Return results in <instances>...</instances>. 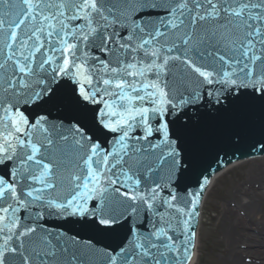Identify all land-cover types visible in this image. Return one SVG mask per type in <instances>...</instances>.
<instances>
[{
  "label": "snow or ice",
  "instance_id": "snow-or-ice-1",
  "mask_svg": "<svg viewBox=\"0 0 264 264\" xmlns=\"http://www.w3.org/2000/svg\"><path fill=\"white\" fill-rule=\"evenodd\" d=\"M255 114L264 0H0V264H191Z\"/></svg>",
  "mask_w": 264,
  "mask_h": 264
},
{
  "label": "bare ground",
  "instance_id": "bare-ground-1",
  "mask_svg": "<svg viewBox=\"0 0 264 264\" xmlns=\"http://www.w3.org/2000/svg\"><path fill=\"white\" fill-rule=\"evenodd\" d=\"M263 159L231 163L213 177L214 186L224 182L223 192L214 205L212 221L222 227L221 264H264V164ZM237 170L238 177L233 175ZM237 173V172H236ZM211 187L207 192L204 203ZM203 203V206H204ZM202 206V209H203ZM202 220H199L201 225ZM199 229V228H198ZM191 264L199 258L198 233ZM218 243V241H216Z\"/></svg>",
  "mask_w": 264,
  "mask_h": 264
},
{
  "label": "rangeland",
  "instance_id": "rangeland-1",
  "mask_svg": "<svg viewBox=\"0 0 264 264\" xmlns=\"http://www.w3.org/2000/svg\"><path fill=\"white\" fill-rule=\"evenodd\" d=\"M264 164V158L262 160ZM240 170H237L233 175H229L228 180L238 177ZM224 182H218L209 192L207 199L202 209V222L198 229V250L199 258L196 264H221V250L225 248L221 239L222 227L212 221L216 216L214 205L218 203L220 194L223 192ZM223 189V190H222ZM218 241V243L216 242Z\"/></svg>",
  "mask_w": 264,
  "mask_h": 264
},
{
  "label": "water",
  "instance_id": "water-1",
  "mask_svg": "<svg viewBox=\"0 0 264 264\" xmlns=\"http://www.w3.org/2000/svg\"><path fill=\"white\" fill-rule=\"evenodd\" d=\"M226 129H230L231 131L241 132L242 135L244 136L245 142H248L249 140H253V139L259 140L261 138H264V124H262L261 117L259 114H255L250 117H247L245 118L243 122L239 120H232L226 123L225 125L219 126L216 131V136L218 139L223 137L224 131ZM237 156L239 157L238 159H242L245 157L256 156V154H252L251 156H244L238 153ZM238 159L234 158L232 161H235ZM63 227L64 229L69 230L73 233L79 232L80 235L85 239L88 238L89 236V233L87 232V230L82 229L81 226L78 224H75V225L66 224V225H63Z\"/></svg>",
  "mask_w": 264,
  "mask_h": 264
}]
</instances>
